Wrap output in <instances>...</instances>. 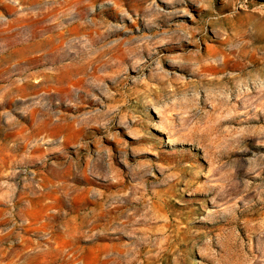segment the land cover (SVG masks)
Listing matches in <instances>:
<instances>
[{
  "label": "rangeland",
  "instance_id": "rangeland-1",
  "mask_svg": "<svg viewBox=\"0 0 264 264\" xmlns=\"http://www.w3.org/2000/svg\"><path fill=\"white\" fill-rule=\"evenodd\" d=\"M0 264H264V0H0Z\"/></svg>",
  "mask_w": 264,
  "mask_h": 264
}]
</instances>
